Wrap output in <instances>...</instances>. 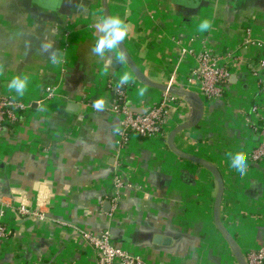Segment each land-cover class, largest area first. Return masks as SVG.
I'll list each match as a JSON object with an SVG mask.
<instances>
[{
  "label": "crops",
  "instance_id": "obj_1",
  "mask_svg": "<svg viewBox=\"0 0 264 264\" xmlns=\"http://www.w3.org/2000/svg\"><path fill=\"white\" fill-rule=\"evenodd\" d=\"M108 7L127 26L122 42L147 79L201 98V121L174 143L216 167L224 183L223 226L244 256L258 249L264 159L252 161L260 139L249 122L264 128V74L254 72L264 59V0H108ZM102 18L103 0H0V98L33 106L0 134V215L2 205L22 203L53 217L41 222L7 211L11 234L0 243V264H97L72 226L94 234L110 228L116 247L151 264H238L215 223V176L168 144L178 125L195 119L194 106L171 95L164 136H131L118 150L120 119L110 111L116 96L109 83L138 109L167 97L136 78L118 45L103 56L92 52ZM184 51L226 58L232 77L221 98L208 101L190 83L195 61ZM16 78L25 82L21 92L10 87ZM48 88L56 96L39 106ZM234 154L246 162L242 176L231 168ZM116 162L124 187L112 217Z\"/></svg>",
  "mask_w": 264,
  "mask_h": 264
},
{
  "label": "built area",
  "instance_id": "obj_2",
  "mask_svg": "<svg viewBox=\"0 0 264 264\" xmlns=\"http://www.w3.org/2000/svg\"><path fill=\"white\" fill-rule=\"evenodd\" d=\"M190 55L195 61V67L193 68L189 81L190 83H196V87L199 88L200 94L206 100L219 99L223 96L226 87L229 84V80L232 77V73L228 68L226 58H220L211 55L209 51L193 52L186 51L183 55ZM231 59V57H230ZM260 69L254 70L255 75L259 73L264 74V59L260 63L256 64ZM110 89L115 94V99L110 107L111 113H114L120 119V127L117 134V146L121 151L129 144L130 137L138 136L146 139H152L156 137H163L168 126V109L172 97L169 93H166V99L159 105L152 106L150 111L145 115H138L129 112L125 105L126 92L123 89L112 86L109 83ZM47 95L44 100L38 101V105L42 106L48 99L56 96V88H48ZM94 107H96L94 105ZM33 109L32 104L20 101L12 96H5L0 98V134L6 126L14 125L20 122L23 117L27 115L29 111ZM259 107L254 106L252 108V115L258 117ZM179 126V125H178ZM177 126V127H178ZM249 126L257 133L260 142L257 148L252 152V161H259L264 159V128L259 127L257 124L249 122ZM118 157H116L117 159ZM118 161V160H117ZM115 188L116 193L109 200L112 204V217L118 210L119 203L121 201L120 191L124 187V176L120 169L119 163L115 164ZM3 211L0 215V243L8 239L11 234V229L7 227L3 222L5 213L9 210L16 211L20 216L37 220L41 222L48 221L46 213L34 209L30 205H2ZM73 231L84 239L94 250L97 257V264H151L143 257L130 253L129 251L116 247L112 242V234L110 228L102 231L99 234H94L79 228L72 226ZM247 264H264V246L259 247L256 250L250 251L245 256Z\"/></svg>",
  "mask_w": 264,
  "mask_h": 264
},
{
  "label": "water",
  "instance_id": "obj_3",
  "mask_svg": "<svg viewBox=\"0 0 264 264\" xmlns=\"http://www.w3.org/2000/svg\"><path fill=\"white\" fill-rule=\"evenodd\" d=\"M103 6H104V16L105 17L110 16V11H109V7H108V0H103ZM118 47L122 53L124 60L126 61V63H128L130 68L133 70L136 78L139 81H141L146 86H149V87H152L155 89H159L165 93H169L170 95L177 96L179 98H183L188 103H190L192 106H194V108H196L197 113L195 115V119H193V121H191L190 123L182 124V125H179L178 127H176V129H174L171 132L170 136L168 137V144H169L170 149L176 155H178L179 157H182L184 159H187L189 161H193V162L203 166L204 168L208 169L215 176V178L218 182V187H219V191H218V195H217L216 203H215V210H214L216 226L218 227V229L220 230V232L224 236L225 240L227 241L230 249L232 250V252H233V254L237 260V263L238 264H247L245 256H244L243 252L241 251L239 245L234 241V239L228 233V231L225 229V227L223 226L222 221H221L220 206H221V201H222V196H223V191H224V183H223V179H222V176L220 175L219 171L216 169V167L213 164L209 163L208 161L182 152L181 150H179L176 147V145L174 143L175 137L178 134H180L182 131H185L187 129H191V128L197 126L198 123L201 121L203 113H204V105H203L201 98L196 93H193V92L188 91V90L183 89V88H178V87L173 86V85H158V84L151 82L137 68L136 64L132 60L128 51L125 49L122 41L118 44ZM125 105L128 108L129 112L134 113V114H138V115H145L151 109V108H149L148 110L147 109H138L128 100V98H126ZM72 107H74V105L70 104V108H72ZM46 217L50 220L53 219V217L50 214H47ZM157 239L160 241V238H157ZM161 242H163V239L161 240ZM168 242L169 241L167 239L164 240V244H167Z\"/></svg>",
  "mask_w": 264,
  "mask_h": 264
},
{
  "label": "clouds",
  "instance_id": "obj_4",
  "mask_svg": "<svg viewBox=\"0 0 264 264\" xmlns=\"http://www.w3.org/2000/svg\"><path fill=\"white\" fill-rule=\"evenodd\" d=\"M97 29L102 33L92 48V52L96 55L103 56L106 49H112L115 45H118L127 36V26L123 20L119 17L108 16L97 21ZM209 23L205 20L201 24L202 29H207ZM48 46H46L47 50ZM25 86L24 80L20 78L13 79L10 82V87L16 89L17 92H21ZM103 101H97L96 107L100 108ZM231 168L237 176H242L247 168L246 162L240 154H234L232 157Z\"/></svg>",
  "mask_w": 264,
  "mask_h": 264
},
{
  "label": "trees",
  "instance_id": "obj_5",
  "mask_svg": "<svg viewBox=\"0 0 264 264\" xmlns=\"http://www.w3.org/2000/svg\"><path fill=\"white\" fill-rule=\"evenodd\" d=\"M262 246H264V244H263ZM260 247H261V246H260Z\"/></svg>",
  "mask_w": 264,
  "mask_h": 264
}]
</instances>
